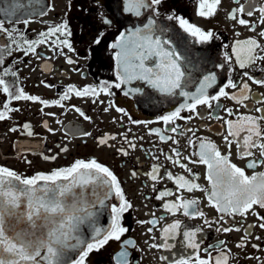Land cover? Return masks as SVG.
Listing matches in <instances>:
<instances>
[{
    "label": "flooded vegetation",
    "instance_id": "1",
    "mask_svg": "<svg viewBox=\"0 0 264 264\" xmlns=\"http://www.w3.org/2000/svg\"><path fill=\"white\" fill-rule=\"evenodd\" d=\"M21 2L27 4V0ZM208 2L211 3L212 0ZM247 2L248 0H239L245 6ZM4 3L6 0H0V5ZM261 3L264 0H257V9ZM44 4L47 6V13L44 15H33L37 8L30 7L18 14L29 19L28 25L19 22L13 24L15 17L6 18L0 13V19L6 21V28L17 29L14 36L19 45L0 36V44L4 41L8 44L7 48L0 51V59L4 60L3 65H0V75L5 69L15 71V78L5 77L9 84L14 81L13 91L23 88L26 95L49 102L45 106L39 100L9 99L0 86V101L7 103L10 109L5 112L6 118L0 120V166H7L19 174L31 177L66 168L77 159H96L113 171L125 198L132 205L121 219V226L128 231L119 241L110 240L99 250L91 252L86 257L85 264H117L122 259L119 255L122 251L128 252L129 264H175L178 259L195 260L197 255L200 258H208L210 255L213 257L211 264H215L214 258L222 254L229 257V264H264V229L259 227L262 222L259 216H264V209L254 206V211H249L246 215L237 213L228 216L219 213L208 201L211 184L206 179L207 166L191 162L199 159L201 141L213 142L222 154L227 155L229 150L224 139L228 134L226 121H237L240 116L247 114L259 115L252 108H264V103H255V99L264 94V86L242 76L244 71H249L250 75L256 77L264 75L261 72L264 62L241 69L232 51L237 40L255 38L264 45V38L257 35L264 31V25L258 23L259 11L254 9L253 16H243L256 24V31L253 32L249 26L239 25L230 18V13L238 7L235 0H221L211 18L200 17L197 14V4L193 0H163L159 6L160 15L150 18H155L159 27L168 30L167 36L173 38L178 50L187 49L193 61H198L197 68L193 71V79L202 78L203 74L210 71L215 72L217 83L209 90L210 95L217 94L229 78L238 84L235 89H225L229 97L220 98L219 108L216 107V102H213L212 108L198 106L196 112H203V118L196 115V112L190 113L185 109L181 111V117L191 115V120L175 118L174 122L166 124L159 118L180 107L185 102V97L179 94L168 97L145 81H133L121 85L120 88L114 87L119 82L115 58L118 49H113L111 45L119 39L121 33L129 35L137 28H143L147 23V10L137 18L124 11L126 0H44ZM173 13L183 16L203 30L213 31L214 39L204 44L196 42L183 32L177 21L167 19V15ZM104 20L111 23L105 24ZM65 21L71 36L59 33L50 36L44 44L36 46L35 54H26L27 45L21 40V35L29 41L39 40L41 32ZM58 36L60 39H68L74 51L60 44ZM97 37H102L98 44L94 43ZM225 52L232 57L230 62L225 60ZM69 59L74 63H68ZM221 63L224 67H217ZM148 66H153V62L149 61ZM243 82L250 85V98L239 103L230 96L239 94ZM105 83L112 85L109 92L99 91V87ZM71 86L76 89L91 86L98 91L97 94L86 97H78L72 92L68 93V99H62ZM197 86L193 83L185 90L195 91ZM135 88H140L141 92L132 91ZM125 92L129 95L126 96ZM53 101L60 103L54 104ZM244 104L252 108H246ZM76 108L90 119L81 116ZM116 108H122L124 112H118ZM226 109H232L231 116ZM0 111H5L2 106ZM216 115L222 119L213 118ZM25 124L30 125V128H24ZM172 127H176L177 132H172ZM12 128L17 131H11ZM29 131L32 135L27 134ZM160 136L165 139L161 140ZM101 138L107 141L105 145L99 143ZM229 139L233 140L231 163L244 169L248 176L264 173V164L258 163L254 169L248 168L247 164L253 157L242 158L236 140L232 137ZM130 144H135L136 147L132 148ZM121 148L128 152L127 156L119 151ZM173 149L179 151L180 162L186 164L191 172L172 162L177 159ZM253 151L259 154L258 148ZM45 156L55 159L46 160ZM169 156L172 160L168 159ZM186 157L190 159H184ZM153 167L158 169L156 181L151 179ZM133 172L136 174L133 175ZM169 172L173 177L183 175L207 191L194 189L188 192L186 188L179 189L175 179L168 178ZM167 190L173 195L157 199L160 192ZM180 196L198 201L193 207L202 211L204 217H185L182 209L174 214L164 209L165 203L175 202ZM113 203H117L115 198L107 201L108 227L111 223L109 205ZM254 212H258L259 216ZM221 215H224L222 221ZM176 219L182 222V228L180 235L168 241L174 247L152 248L153 243L164 242L163 229ZM205 219L209 221L208 224L204 222ZM152 220L158 222L149 223ZM226 227L234 230L217 231L218 228ZM149 228L153 229L152 232L148 231ZM197 228L201 229L197 236L200 247L194 250L186 246L182 232ZM238 244H243L244 247H237Z\"/></svg>",
    "mask_w": 264,
    "mask_h": 264
},
{
    "label": "snow or ice",
    "instance_id": "2",
    "mask_svg": "<svg viewBox=\"0 0 264 264\" xmlns=\"http://www.w3.org/2000/svg\"><path fill=\"white\" fill-rule=\"evenodd\" d=\"M162 3L163 0H126L124 11L139 18L147 10V23L143 28H137L129 35L121 33L119 39L111 47L118 49L115 52V58L116 76L119 82L114 87L120 88L121 85L133 81H145L153 89L168 97L179 94L186 98L180 107L159 118L168 124L174 122L175 118L191 120V115L181 117V111L185 109L190 113L196 112L200 105L212 108L213 102H216V107L219 108L220 98L229 97V93L225 89L229 87L235 89L238 84L229 78L227 83L219 88L217 94L210 95L209 90L217 83L215 72L210 71L203 74L202 78L193 79V71L197 68L198 61H193V57L187 49L185 51L178 50V45L175 44L173 38L167 36L168 30L165 27H159L155 18H150L160 15L159 6ZM193 3L197 4V14L200 17L211 18L215 15L221 0H212L211 3L208 0H198V3L197 0H193ZM235 3L238 7L230 13L232 20L239 25L249 26L250 30L255 32L256 24L243 18L245 15L253 16L255 9L260 13L258 23L264 25V3H261L258 9L256 8L257 0H248L247 6L240 4L239 0H235ZM26 7L37 8L33 15L47 13L44 0H27V4L22 3L21 0H6V3L0 5V13L6 18L15 17L16 19L12 20L13 24L19 22L28 25L29 19L18 15ZM167 19L177 21L183 32L198 43L204 44L214 39L213 31L203 30L183 16L173 13L167 15ZM5 22V19H0V36L7 37L12 44L18 45L14 36L17 29L6 28ZM104 23L110 24L111 21L104 20ZM58 33L71 36L66 21L50 27L46 32H41L39 40L29 41L21 35V40L27 45L26 54H35L37 45L44 44L48 37ZM257 35L264 38V31H260ZM101 38L97 37L94 43H100ZM57 39L60 44L66 46L70 51H74L68 39H60L59 36ZM7 47V41H4L0 44V51ZM232 51L235 53L236 62L241 69H247L258 62H264V45L255 38L235 41ZM224 58L229 62L232 59L227 52H225ZM149 61L153 62V66H148ZM3 63L4 60L0 59V65ZM68 63H74V61L69 59ZM217 67L223 68L224 64L221 63ZM261 72L264 73V69H261ZM16 75L15 71L7 69L3 70L0 75V86L3 88V93L8 94L9 99L39 100L41 104L48 106V101L26 95L23 88L13 91L15 89L14 81L9 84L5 77L15 78ZM242 76L257 85L264 86V75L256 77L250 75L249 71H244ZM193 83L198 85L195 91L185 90ZM111 87L112 85L105 83L99 87V91L109 92ZM97 91L91 86L82 89L71 86L64 93L62 99H68V93L72 92L78 97H86L90 94H97ZM132 91L140 93L141 89L135 88ZM124 94L129 95L128 92ZM230 98L239 103L247 101L250 98L249 83L243 82L239 94H233ZM52 103L59 104L60 102L53 101ZM255 103H264V94H260L259 98L255 99ZM0 106L5 110L0 111V120H3L6 118L5 112L10 109L9 105L2 101H0ZM244 106L252 108L248 104H244ZM76 111L85 119H90L79 108H76ZM116 111L124 112V109L116 108ZM226 111L230 116L232 115V109H226ZM252 111L259 115L247 114L240 116L237 121L231 119L226 121L228 134L224 139L229 150L227 155L222 154L213 142L201 141L199 143V159L191 160L192 163H201L207 166L206 179L211 184L208 201L219 213L228 216H234L237 213L246 215L249 211H254V206L264 209V173L248 176L244 169L230 162L233 140L229 137H232L240 148L242 158L253 157L247 164L248 168L254 169L258 163L264 164V108L255 107L252 108ZM196 115L204 117L203 112H196ZM213 118L222 119L219 115ZM23 127L30 128V125L25 124ZM49 130L51 131V129ZM177 130L176 127L171 128L172 132H177ZM11 131H17V129L12 128ZM188 131L192 130L188 129ZM242 133L243 135H241ZM27 134L32 135L30 131ZM85 135H91V133H85ZM111 139H115V137H111ZM160 139L164 140L165 137L160 136ZM167 139H172V137H167ZM99 143L105 145L107 141L101 138ZM130 147L135 148L136 146L130 144ZM256 148L259 149L258 155L253 151ZM119 151L125 156L128 155V152L123 148ZM173 151L176 153L177 159L172 162L191 172L186 164L180 162L179 151L177 149H173ZM44 158L46 160L55 159V157L47 156ZM168 159L172 160V157L169 156ZM157 171L158 169L153 167L151 174L153 181L158 179ZM135 174L133 172V175ZM167 176L170 180L175 179L179 189L186 188L188 192H192L194 189L207 191L200 184L186 179L183 175L173 177L169 172ZM170 195H173L170 190L162 191L157 199ZM113 198L117 200V203L109 205L111 223L108 228H103L99 226L98 211H93V209H96L97 205L104 206L106 201ZM197 203L196 200L180 196L175 202L165 203L163 207L167 212L173 214L182 209L185 217H204L205 214L202 211L193 207ZM131 207V203L125 198L117 176L96 159L88 161L77 159L66 168H60L47 174L39 173L31 177L19 174L7 166H0V264H85V259L91 252L99 250L110 240L119 241L121 236L128 231L127 228L121 226V219L122 215ZM254 214L259 216L258 212H254ZM224 215L220 216L221 221L224 220ZM259 219L262 221L259 227L264 229V216H259ZM157 222V220L149 221L152 224ZM204 222L209 223L207 219ZM82 225H87L90 229L87 237L81 233ZM181 228L182 222L179 219L168 224L163 229L164 242L162 244L153 243L151 247L164 249L174 247L168 241L180 235ZM152 230V228L148 229L149 232ZM221 230L231 232L234 229L227 227L217 229V231ZM235 230L239 231V229ZM200 231L201 229L197 228L182 232L188 248L195 250L200 247L197 242ZM237 247L242 248L244 245L238 244ZM119 255L122 259L118 260L117 264H129L127 251H122ZM161 259H167V257H161ZM214 259L215 264H229V257L226 254ZM212 260L213 257L210 255L208 258H200L197 255L195 260L191 258L178 259L175 264H211Z\"/></svg>",
    "mask_w": 264,
    "mask_h": 264
},
{
    "label": "water",
    "instance_id": "3",
    "mask_svg": "<svg viewBox=\"0 0 264 264\" xmlns=\"http://www.w3.org/2000/svg\"><path fill=\"white\" fill-rule=\"evenodd\" d=\"M93 211H98V222L99 226L103 228H108V211H107V201L104 206L97 205L96 209ZM90 229H88L87 225L81 226V233L87 237ZM74 242V241H73Z\"/></svg>",
    "mask_w": 264,
    "mask_h": 264
}]
</instances>
